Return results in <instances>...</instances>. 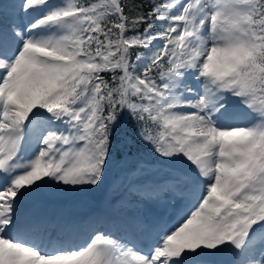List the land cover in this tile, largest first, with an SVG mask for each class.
Here are the masks:
<instances>
[{
  "label": "snow or ice",
  "instance_id": "1",
  "mask_svg": "<svg viewBox=\"0 0 264 264\" xmlns=\"http://www.w3.org/2000/svg\"><path fill=\"white\" fill-rule=\"evenodd\" d=\"M145 7L21 0L34 18L0 26V264H264V0ZM125 120L184 186L142 195L191 205L147 252L97 222L78 242L77 223L25 210L46 187L102 185Z\"/></svg>",
  "mask_w": 264,
  "mask_h": 264
},
{
  "label": "rangeland",
  "instance_id": "2",
  "mask_svg": "<svg viewBox=\"0 0 264 264\" xmlns=\"http://www.w3.org/2000/svg\"><path fill=\"white\" fill-rule=\"evenodd\" d=\"M20 3L21 0H0V26L7 27L13 21H15L17 24L24 25L28 23L29 19L34 18L27 17L23 12L19 11ZM156 155L157 156L154 158V160L145 158L143 162H135L133 168L128 167V162L122 163L120 166V171L122 170L123 173L117 172L118 170H114L110 166L103 184L98 186L94 191L58 193L55 188L46 187L41 191L33 193L26 197L24 200V208L29 213L48 214L51 216L62 218H64L65 216H69L70 220L71 214L74 213V211L69 210V202L70 199H72V196L76 194V196H78L77 198L85 201L93 209V212H95L88 216L89 212L92 211L91 208L89 211H87L86 209L81 210L80 212L75 211V215H77L81 221L80 223H78V225L81 226V231L74 235V239H76L78 242H83V240H85L88 235V224L97 222L98 225H102V230H104V222L113 223L112 219H119V217H123L121 210L115 209L116 204L110 203L108 205L105 204L102 206L101 204L105 203L104 200L107 197V193L118 192L122 190L128 183L131 177L130 175L133 174L137 169L141 168L145 172V174L148 176L149 182L153 181L154 178L150 177L148 171L152 172L158 170L165 171L166 173L180 175V170L176 166L165 163L163 157H160L158 154ZM166 196V194H163L161 195V197L152 200L140 197L134 198L131 201L134 205L133 207H136V213H138L139 215L136 213L132 215L130 214L129 219L131 218V220L134 219V221H140L145 224L146 227H148V221L152 223L158 218H163L164 224L167 227L170 226L172 224V218H169L171 216H168L166 218L165 215L168 205H166V202H163ZM174 207L175 206L170 207V212L175 216L176 212H174ZM122 210L127 211L128 209L126 210L125 208H122ZM107 214L109 218L107 217ZM149 217H152V220L149 219ZM153 228H155V226ZM142 230L144 231V228ZM108 231L113 232V234L118 237H122L120 233L116 232L112 228ZM129 238L134 239L137 245L143 251H148L147 246L140 242V240L134 235L133 231L131 234L129 233ZM215 260L217 261V264H221L219 257H216Z\"/></svg>",
  "mask_w": 264,
  "mask_h": 264
},
{
  "label": "bare ground",
  "instance_id": "3",
  "mask_svg": "<svg viewBox=\"0 0 264 264\" xmlns=\"http://www.w3.org/2000/svg\"><path fill=\"white\" fill-rule=\"evenodd\" d=\"M150 177L154 178L153 181L149 182L148 181V176L145 174V172L139 168L137 169L133 174H131L130 179L128 181V183L124 186V188L118 192H112V193H107L106 194V199L104 200L105 203L101 204L105 205V204H116L115 209L116 210H121L123 217H119V219H112L113 224H107L106 226H104V230L108 231L109 229H114L116 232L120 233L122 235V237L130 239L129 238V233L131 234L132 231L134 233V235L140 240V242H142V244L147 246V249H149V247L155 242V240L159 239L153 229L155 228H159L161 230V232L166 231L167 230V226L164 224V219L163 218H158L156 221L150 223L148 221L147 225L148 227L144 228L143 230H137L132 228L130 225L132 224V222L134 221L131 220V218L129 219V215L136 213V207L134 208L132 201L134 198H146L142 195V192L144 190H151V189H162L164 185H166L167 183L171 182V183H176L177 187L180 189H183V185L178 184L177 182L179 181V177L180 175L177 174H173V173H166L165 171H152L149 172ZM134 181V182H133ZM137 188L140 189V191H133V188ZM167 195L165 197V199L163 200V202H166V205H168L167 210H166V218L168 216H171L169 218H172V223H174L177 219V214L180 213L182 210L184 212H187L188 209L191 207V205H189L185 198L177 195L174 191H170V190H161L160 194L158 197H154L153 199H157L159 197H161V195ZM78 196L73 195L72 199H70V206H69V210L70 211H74V213H72L71 215L76 214L75 211H81L86 209L87 211L90 210V206L83 201L80 198H77ZM147 199V198H146ZM108 201V202H107ZM129 206V208H128ZM175 206L174 207V212H176L175 216L173 214H171L170 212V207ZM127 207V208H126ZM102 208V207H101ZM122 208H125L127 211H123ZM92 209V208H91ZM178 210V211H176ZM95 212H93V209L91 212H89L88 216L93 214ZM138 214V213H136ZM139 215V214H138ZM69 216H65V219H68ZM108 217V214H107ZM79 218V217H78ZM109 218V217H108ZM149 219L152 220V217H149ZM123 220V221H122ZM125 221V224H124ZM80 219L77 222L80 223ZM106 222H104L105 224ZM98 227H101V225H98ZM155 226V228H153ZM102 228V227H101ZM131 228V229H130ZM126 234V236H125Z\"/></svg>",
  "mask_w": 264,
  "mask_h": 264
},
{
  "label": "trees",
  "instance_id": "4",
  "mask_svg": "<svg viewBox=\"0 0 264 264\" xmlns=\"http://www.w3.org/2000/svg\"><path fill=\"white\" fill-rule=\"evenodd\" d=\"M85 2H90V0H85ZM135 2L144 3L146 5L144 11H147L148 0H135ZM160 2H162V0H160ZM134 126V121L130 122L125 120L122 122L119 129L118 138L121 143L119 147H117L116 156L110 165L114 170H118L117 172L119 173H123L122 170L120 171L122 163L128 162V167L133 168L135 162H143L145 158L154 160L157 156L151 144H144L135 137Z\"/></svg>",
  "mask_w": 264,
  "mask_h": 264
},
{
  "label": "water",
  "instance_id": "5",
  "mask_svg": "<svg viewBox=\"0 0 264 264\" xmlns=\"http://www.w3.org/2000/svg\"><path fill=\"white\" fill-rule=\"evenodd\" d=\"M221 259L223 260L224 264H229V262L231 261L232 257L228 254L225 255H221Z\"/></svg>",
  "mask_w": 264,
  "mask_h": 264
}]
</instances>
